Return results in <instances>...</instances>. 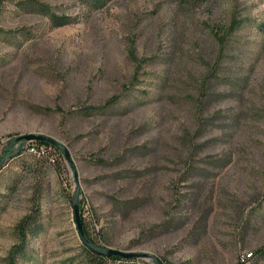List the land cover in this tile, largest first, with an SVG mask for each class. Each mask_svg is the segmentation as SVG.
<instances>
[{
    "label": "rangeland",
    "instance_id": "1",
    "mask_svg": "<svg viewBox=\"0 0 264 264\" xmlns=\"http://www.w3.org/2000/svg\"><path fill=\"white\" fill-rule=\"evenodd\" d=\"M0 168V264H264V0H0Z\"/></svg>",
    "mask_w": 264,
    "mask_h": 264
},
{
    "label": "trees",
    "instance_id": "2",
    "mask_svg": "<svg viewBox=\"0 0 264 264\" xmlns=\"http://www.w3.org/2000/svg\"><path fill=\"white\" fill-rule=\"evenodd\" d=\"M108 108H109L108 106H103L101 108L98 107V108H91V109H88V110L86 109V113L88 115H95V114L104 112ZM28 147H30V148L31 147H35L37 149H40V148H44V149L45 148L46 149L47 148H52V149L60 151V148H58L57 146H55V145H53V144H51L49 142H45V141L32 142ZM19 154H21V153H19ZM19 154H17V155H19ZM198 200H199V197L195 198L194 200H192L190 202H192V205H195V202L198 201ZM42 229L43 228H42V224L40 222L39 211L35 209L31 214L26 216L21 221V223L19 224L18 231H19V233L21 235V239H22L23 244L25 243L26 238L28 237V235H30V234L31 235H38L42 231ZM23 244L20 246L21 249L23 248ZM84 248H85L86 252L89 254V256H91V258H92L91 260L93 261L92 262L93 264H113V263H116V262L128 263L130 261H134V259H123V258H120V257H117V256H113V257L104 256V255H102V254H100L98 252H95L94 250H92L86 244H84ZM21 252L22 251H18V249L16 250L15 257H14V260H13L12 264H14L15 261H18L19 256H21ZM257 255L263 256L264 255V248L259 249L257 251ZM252 256H253V254H252ZM250 259L251 258H249L248 262L250 261Z\"/></svg>",
    "mask_w": 264,
    "mask_h": 264
},
{
    "label": "water",
    "instance_id": "3",
    "mask_svg": "<svg viewBox=\"0 0 264 264\" xmlns=\"http://www.w3.org/2000/svg\"><path fill=\"white\" fill-rule=\"evenodd\" d=\"M36 141H45V142H49V143L57 146L65 154L67 160L71 163V158H70L68 150L65 147H62L55 140H53L51 138H48V137H44V136L26 135V136H22L19 139L15 140L14 144L23 142L22 148L19 151H17L16 154L19 153V152H23V150L26 149V147L28 146L29 143L36 142ZM74 210H75V217H76V222H77V225H78L80 236H81L84 244L88 245L95 252H98V253H100V254H102L104 256H107V257L117 256V257H120V258H123V259H139V258L146 257L145 255H142V254L124 253V252L117 251V250H112V249L102 250V249L97 248L96 246L91 244L86 239V237L84 235V232H83V229H82V225H81L80 216H79L78 198H76L75 201H74ZM157 264H159V263L157 262Z\"/></svg>",
    "mask_w": 264,
    "mask_h": 264
},
{
    "label": "built area",
    "instance_id": "4",
    "mask_svg": "<svg viewBox=\"0 0 264 264\" xmlns=\"http://www.w3.org/2000/svg\"><path fill=\"white\" fill-rule=\"evenodd\" d=\"M29 150H30V153H34V154H36V155H38V156H40L42 153H44V151L40 152V151H39L37 148H35V147H31V148H29ZM249 258H252V254H249V255H247V256L244 258L245 262H248Z\"/></svg>",
    "mask_w": 264,
    "mask_h": 264
}]
</instances>
